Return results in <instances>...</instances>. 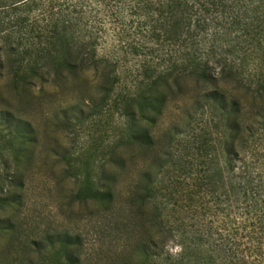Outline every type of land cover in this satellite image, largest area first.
<instances>
[{
	"label": "trees",
	"instance_id": "trees-1",
	"mask_svg": "<svg viewBox=\"0 0 264 264\" xmlns=\"http://www.w3.org/2000/svg\"><path fill=\"white\" fill-rule=\"evenodd\" d=\"M105 42L140 58L127 86L121 59L98 53ZM76 88H94L90 112L122 118L102 158L115 172L102 169L98 188L80 196L110 209L136 144L157 170H141L127 199L152 203L161 175V264H255L246 252L264 250V0H0V264H36L32 252L42 264H81L71 235L21 238L15 221L36 143L15 110L37 93ZM170 102L160 139L152 129ZM150 237L134 248L144 262L158 255Z\"/></svg>",
	"mask_w": 264,
	"mask_h": 264
},
{
	"label": "rangeland",
	"instance_id": "rangeland-1",
	"mask_svg": "<svg viewBox=\"0 0 264 264\" xmlns=\"http://www.w3.org/2000/svg\"><path fill=\"white\" fill-rule=\"evenodd\" d=\"M141 41L142 37L137 36L133 42ZM98 53L121 59L123 68L119 71L127 86L134 78L128 71L140 58L131 55L127 48L113 47L106 42L99 46ZM88 79H92L90 73L79 78L81 81ZM93 95H96L94 88L83 93L77 88L51 90L43 95L35 94L28 106L15 110L17 117L28 121L36 133L31 164L21 170L23 206L15 218L22 230L21 238L71 235L77 240L76 248L72 249L80 253L81 264H161V175L154 183L158 190L152 203L142 208L131 207L127 199L128 189L139 179L141 170L146 169L155 177V154L143 156L136 144L129 148V159L114 183L115 197L110 209L103 210L100 203L79 194L87 184L98 188L102 169L110 177L117 166L111 160L102 162V158L112 146L122 118L113 108L99 114L90 112L87 99ZM82 97L83 103L79 101ZM176 107V103H168L163 116L157 119L152 129L153 135L161 139V133L169 127ZM197 127L198 124H194V128ZM154 221L159 223L156 228L151 226ZM151 235L156 241L154 250L158 255L151 262H144L134 248L150 239ZM21 245L15 242L13 250H20ZM167 250L175 255L179 246L169 241ZM28 256L36 264L44 261L35 252ZM57 256L54 251L51 260ZM246 256L249 261L255 259V264H264V250L262 254L246 252ZM53 263L58 264L56 260Z\"/></svg>",
	"mask_w": 264,
	"mask_h": 264
}]
</instances>
